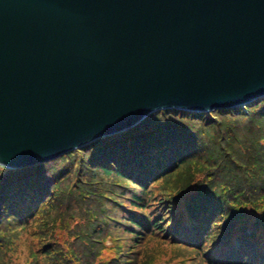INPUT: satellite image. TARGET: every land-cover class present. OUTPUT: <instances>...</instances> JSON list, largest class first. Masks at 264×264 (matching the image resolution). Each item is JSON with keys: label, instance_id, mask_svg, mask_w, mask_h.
<instances>
[{"label": "trees", "instance_id": "trees-1", "mask_svg": "<svg viewBox=\"0 0 264 264\" xmlns=\"http://www.w3.org/2000/svg\"><path fill=\"white\" fill-rule=\"evenodd\" d=\"M156 257L264 264V97L161 109L53 160L0 167V264Z\"/></svg>", "mask_w": 264, "mask_h": 264}, {"label": "water", "instance_id": "water-1", "mask_svg": "<svg viewBox=\"0 0 264 264\" xmlns=\"http://www.w3.org/2000/svg\"><path fill=\"white\" fill-rule=\"evenodd\" d=\"M262 97L264 0H0V167Z\"/></svg>", "mask_w": 264, "mask_h": 264}, {"label": "rangeland", "instance_id": "rangeland-1", "mask_svg": "<svg viewBox=\"0 0 264 264\" xmlns=\"http://www.w3.org/2000/svg\"><path fill=\"white\" fill-rule=\"evenodd\" d=\"M241 107H243V106H241ZM104 241H105L106 245L107 244L109 245L111 240L109 238H107ZM25 246H26V248H25ZM18 249H19V252H17V253L20 256V258H24L26 253H27V245H26V243H23L21 241L20 244H19V248ZM161 250L163 251V247H161ZM166 252H168V249H166ZM157 259H158V257L155 258V262L153 264H178V259H169V260H165V259L164 260L163 259H160V260L158 259L157 260Z\"/></svg>", "mask_w": 264, "mask_h": 264}]
</instances>
